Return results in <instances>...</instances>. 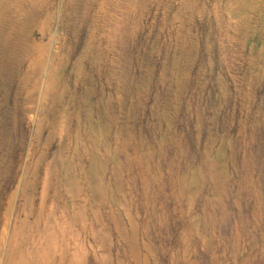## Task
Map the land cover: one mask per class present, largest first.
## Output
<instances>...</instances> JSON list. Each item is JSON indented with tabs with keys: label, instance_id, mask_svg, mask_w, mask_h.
Returning <instances> with one entry per match:
<instances>
[{
	"label": "rangeland",
	"instance_id": "1",
	"mask_svg": "<svg viewBox=\"0 0 264 264\" xmlns=\"http://www.w3.org/2000/svg\"><path fill=\"white\" fill-rule=\"evenodd\" d=\"M0 264H264V0H0Z\"/></svg>",
	"mask_w": 264,
	"mask_h": 264
}]
</instances>
